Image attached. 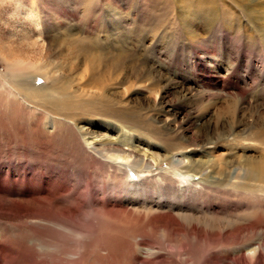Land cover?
Here are the masks:
<instances>
[{
	"label": "rangeland",
	"instance_id": "1",
	"mask_svg": "<svg viewBox=\"0 0 264 264\" xmlns=\"http://www.w3.org/2000/svg\"><path fill=\"white\" fill-rule=\"evenodd\" d=\"M239 3L264 34V0H0V264H264V193L235 188L264 172V43ZM72 39L127 57L126 120L57 117L7 67L63 71Z\"/></svg>",
	"mask_w": 264,
	"mask_h": 264
},
{
	"label": "bare ground",
	"instance_id": "2",
	"mask_svg": "<svg viewBox=\"0 0 264 264\" xmlns=\"http://www.w3.org/2000/svg\"><path fill=\"white\" fill-rule=\"evenodd\" d=\"M237 5H241V7L239 8L242 10V12H244L243 14L245 16L251 15L250 14L251 9L248 6H245L244 4L241 3ZM248 19L249 22L251 23L254 22L253 29L257 31V38L261 39L264 43V34H262V28L258 25L257 16L256 17L248 16ZM250 38L253 39L252 36H250ZM67 44L69 51L67 50L64 51V55H69L70 51L74 49V53H76V57H75L76 63H73L70 67L63 69V71H61V69L50 68L49 65L43 62L34 63V62H25L20 60L7 63V67H9L13 72L15 80L24 81L36 77L47 81V85L40 84L34 89L33 88H27V89L31 90L29 94L33 95L32 98H37L38 100L42 101L44 106H46L51 111H53V114L56 115L57 117L70 120L73 119L74 117H77V115H79L80 113H91V114L106 116L107 118L109 117L110 119H114V120L115 119L117 120V118L118 119L124 118V120H126L127 112H126V116L124 117L122 116V113L115 111L114 108L116 104L121 105L124 103H122V101L119 102L118 100L115 101L114 99L108 96V91L111 90L110 89L111 87L117 86L118 88V86L125 85L127 82L126 77L128 76V74L126 73V69L123 66L124 65L123 62L125 61L122 62V59L125 58V56H123V53L118 52L116 55L110 58L109 55L110 52H107L109 50L106 51L105 49L101 50L100 48L98 49L92 48L90 47L91 45L89 46L88 43L83 39L82 40L72 39L70 41H67ZM109 49H111V47ZM79 58L82 59L83 63L79 60ZM81 65L84 66V70L80 74L81 75L80 78L79 79L74 78L73 75H75L74 74L75 70H77L78 67ZM69 77L71 78L73 77V79H71V82H69ZM72 84L76 85V87L74 88ZM123 106H124L123 108H125V105ZM80 135L82 137L85 148H87L89 151H92L94 154H97L102 159H106L110 161L112 165H115L119 169L125 168L128 165H130L131 168L134 167L143 168V166L145 168V166H147L145 163L139 165L138 162H136V160L132 158L133 157L132 153H126L127 151L126 149H124V151L121 150V153H117L118 151L117 148H114L112 150L110 149V151L106 150L107 148H105L106 147L105 144L109 143L110 145L112 143V141L108 139L109 137H106L104 141L103 138L94 136L93 134H89L85 130H82ZM119 141L120 143H122L123 146L137 149V146H134L132 141L128 140L127 137L124 135L122 137H119ZM168 146L169 148L172 149L174 147V145L170 146L169 144ZM140 152H143L144 156L148 155L146 151H140ZM150 160L153 161L154 164L163 161V160L160 161V159L155 158L154 155H151ZM171 162L172 161H170V163ZM172 165L179 167L178 164H175L173 162ZM194 168H196V166L193 165L188 160V165L184 167V170H186L189 173L192 172ZM179 171L180 169L178 168L176 169V171L173 170V173L176 174V172ZM250 179L258 181V185H252L251 183L250 184L242 183L236 185L235 188L241 189L248 193H254L255 191L264 193V172H260L258 174L256 171H252V173L250 174ZM88 188H90V186ZM89 196H91L90 193ZM91 198L93 197L91 196Z\"/></svg>",
	"mask_w": 264,
	"mask_h": 264
}]
</instances>
